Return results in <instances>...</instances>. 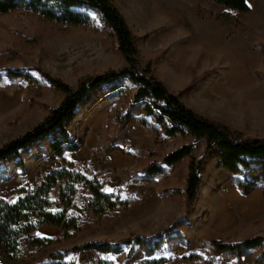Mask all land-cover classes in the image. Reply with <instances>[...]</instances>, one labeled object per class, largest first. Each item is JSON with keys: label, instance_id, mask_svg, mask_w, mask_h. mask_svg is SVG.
Masks as SVG:
<instances>
[{"label": "rangeland", "instance_id": "obj_1", "mask_svg": "<svg viewBox=\"0 0 264 264\" xmlns=\"http://www.w3.org/2000/svg\"><path fill=\"white\" fill-rule=\"evenodd\" d=\"M112 2L136 38L141 67L152 62L155 76L199 115L247 137H264V0H248L250 12L233 15L239 26L219 20L217 16L226 10L209 0ZM89 14L93 28H65L22 11L0 14V72L10 69L30 73L41 83L34 87L5 79L0 84V146L36 126L63 99L61 92L40 78L36 68L75 87L84 76L126 64L111 31L98 15ZM117 85L114 93L109 87L92 93L70 123L71 138L84 141L79 151L66 152L64 159L59 158L50 148V138L22 151L23 170L17 168L15 159L3 163L0 198L16 200L19 189L34 188L46 174L69 160L88 177L100 175L105 190L113 189L131 204L103 217L79 212L88 197L87 188L80 185L70 209L80 217V231L63 239L61 229L42 226L38 236L54 243L40 251L24 248L21 260L5 258L7 264H45L52 255L77 245L115 243L133 234L167 240L176 234L164 231L175 223L185 242L167 241L156 252V257L165 258L167 264H260L256 262L259 250L242 258L220 255L209 262L213 252L205 243L213 239L242 242L264 238L263 189L242 194L232 175L219 168L218 160L206 151L205 141L195 143L196 156L205 159V171L190 209H186L184 197L188 159L166 167V177L143 181L142 171L148 164L161 162L168 153L192 141L161 138L156 144L155 132L136 120L118 130L112 109L117 107L123 113L136 88L126 80ZM142 114L141 107L133 111L135 119ZM249 177L254 178V173ZM51 196L54 209L62 210L58 187ZM127 253L103 256L89 251L66 260L95 264L105 258L114 264H137L145 257L139 248L130 258ZM192 254L202 259H184Z\"/></svg>", "mask_w": 264, "mask_h": 264}, {"label": "trees", "instance_id": "obj_2", "mask_svg": "<svg viewBox=\"0 0 264 264\" xmlns=\"http://www.w3.org/2000/svg\"><path fill=\"white\" fill-rule=\"evenodd\" d=\"M209 1L226 10V13L217 16L225 24L239 26L240 22L233 15L250 12L248 0ZM16 11L37 15L45 21L65 28H93L95 26L89 13H95L111 31L126 64L101 74L84 76L75 87L42 68H36L35 72L40 78L61 92L63 99L36 126L0 146V166L10 159H15L17 168L23 170L25 162L21 158L22 151L50 138V148L59 158H63L66 152L79 151L84 146V141H75L68 132L79 108L92 93L106 87L114 93L119 88L117 83L126 80L135 86L136 90L123 113L120 114L117 107L112 109L115 112L118 130L125 129L130 122L136 120L145 129L155 132L156 144L160 143L161 138L180 137L185 141H192L168 153L161 162L154 161L148 164L142 171L143 181L154 182L166 177L168 176L166 167L181 164L184 159H188L184 197L185 207L187 210L190 209L197 197L202 173L205 171V159L196 156L195 143L205 141L206 151L218 160L219 168L232 175L234 183L242 194L250 195L258 188H262L264 199V137H247L242 132L199 115L187 107L179 96L172 94L155 76L152 62L141 67L136 38L112 0H0V14ZM5 79L13 82L23 81L34 87L41 86L39 79L30 73L10 69H3L0 72V84ZM136 107H141L143 110L142 116L137 119L133 115ZM112 149L118 150L119 147ZM250 173H254L255 177L250 178ZM80 185L87 188L88 197L79 212L88 211L95 216L103 217L122 207L128 208L131 204V201L123 199L120 194H109L100 175L88 177L78 169L76 163L64 160L60 168L46 174L34 188L19 189L16 200L0 198V251L9 261L21 260L24 248L40 251L54 243L51 239L38 236L37 232L42 226L61 229L63 239H69L72 237V232L80 231V217L70 211L74 206ZM57 187L63 205L60 211L54 209L51 196ZM177 224L165 229L164 233L176 234L167 240L144 238L133 234L115 243L86 242L52 255L45 264H72L71 261L66 260L69 256L89 251L105 256L128 250L127 257L130 258L136 248H139L145 256L137 264H167L165 258L156 257V252L167 241L185 242L183 235L177 229ZM205 245L213 252L209 262L220 255L242 258L259 250L256 262L264 264L263 237H253L242 242L213 239ZM184 259L200 261L202 256L192 254ZM95 264L114 263L100 258Z\"/></svg>", "mask_w": 264, "mask_h": 264}, {"label": "crops", "instance_id": "obj_3", "mask_svg": "<svg viewBox=\"0 0 264 264\" xmlns=\"http://www.w3.org/2000/svg\"><path fill=\"white\" fill-rule=\"evenodd\" d=\"M43 227H51V226H43ZM43 227H42V228H43ZM53 228H54V227H53ZM1 254H2V253H1ZM1 254H0V263H1V264H7V261H6V259H5L6 256L3 255V254L1 255ZM3 256H5V257H3Z\"/></svg>", "mask_w": 264, "mask_h": 264}, {"label": "snow or ice", "instance_id": "obj_4", "mask_svg": "<svg viewBox=\"0 0 264 264\" xmlns=\"http://www.w3.org/2000/svg\"><path fill=\"white\" fill-rule=\"evenodd\" d=\"M249 7H251V4H249ZM106 191H108L109 194H112L114 190L113 189H107ZM38 235H39V233H38ZM113 259H115V258L113 257Z\"/></svg>", "mask_w": 264, "mask_h": 264}, {"label": "bare ground", "instance_id": "obj_5", "mask_svg": "<svg viewBox=\"0 0 264 264\" xmlns=\"http://www.w3.org/2000/svg\"><path fill=\"white\" fill-rule=\"evenodd\" d=\"M261 5V4H260ZM259 8V7H258ZM258 12V11H257Z\"/></svg>", "mask_w": 264, "mask_h": 264}]
</instances>
